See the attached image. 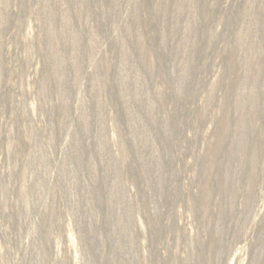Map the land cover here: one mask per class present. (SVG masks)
<instances>
[{"label":"rangeland","instance_id":"1","mask_svg":"<svg viewBox=\"0 0 264 264\" xmlns=\"http://www.w3.org/2000/svg\"><path fill=\"white\" fill-rule=\"evenodd\" d=\"M0 264H264V0H0Z\"/></svg>","mask_w":264,"mask_h":264}]
</instances>
